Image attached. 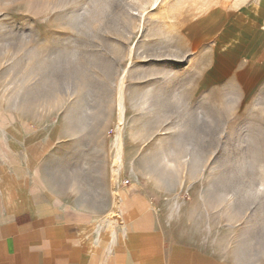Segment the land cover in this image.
<instances>
[{"label":"rangeland","instance_id":"rangeland-1","mask_svg":"<svg viewBox=\"0 0 264 264\" xmlns=\"http://www.w3.org/2000/svg\"><path fill=\"white\" fill-rule=\"evenodd\" d=\"M0 176L99 231L139 176L184 262L264 264V0H0Z\"/></svg>","mask_w":264,"mask_h":264},{"label":"crops","instance_id":"crops-1","mask_svg":"<svg viewBox=\"0 0 264 264\" xmlns=\"http://www.w3.org/2000/svg\"><path fill=\"white\" fill-rule=\"evenodd\" d=\"M2 180L0 264H190L183 259L191 249L168 240L163 223L172 214L162 210L160 193L139 176L118 186L117 223L110 231H99L85 215L32 205Z\"/></svg>","mask_w":264,"mask_h":264},{"label":"built area","instance_id":"built-area-1","mask_svg":"<svg viewBox=\"0 0 264 264\" xmlns=\"http://www.w3.org/2000/svg\"><path fill=\"white\" fill-rule=\"evenodd\" d=\"M125 184H129V181L127 180V181L125 182Z\"/></svg>","mask_w":264,"mask_h":264}]
</instances>
